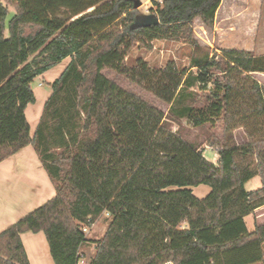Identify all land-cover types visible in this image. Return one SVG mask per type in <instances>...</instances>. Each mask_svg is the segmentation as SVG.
I'll return each instance as SVG.
<instances>
[{
	"label": "trees",
	"instance_id": "16d2710c",
	"mask_svg": "<svg viewBox=\"0 0 264 264\" xmlns=\"http://www.w3.org/2000/svg\"><path fill=\"white\" fill-rule=\"evenodd\" d=\"M220 3L153 1L159 22L134 27L140 12L131 0H0V161L31 144L55 188L0 231V264H28L25 231L44 233L54 264H76L86 241L82 227L105 212L110 220L88 264H264V223L249 231L243 219L264 205V137L217 141L215 164L168 125L180 116L196 125L208 119L192 114L181 97L214 65L223 77L225 131L236 119L264 117V86L245 85L250 73H264V55L222 48L220 65L219 53L194 38L193 20L212 28ZM154 39L192 47L186 69L173 62L156 69L143 60L132 69L131 79L165 101L166 113L101 72H122L137 42ZM67 57L31 135V82ZM211 106L215 115L221 109ZM255 176L261 185L246 190ZM200 184L210 188L203 198L191 189Z\"/></svg>",
	"mask_w": 264,
	"mask_h": 264
},
{
	"label": "rangeland",
	"instance_id": "374dc122",
	"mask_svg": "<svg viewBox=\"0 0 264 264\" xmlns=\"http://www.w3.org/2000/svg\"><path fill=\"white\" fill-rule=\"evenodd\" d=\"M141 1L142 4L138 8L140 13H154L151 11L152 3L145 2L146 0ZM193 34L200 45L219 53L216 61L220 65H223L222 48L245 49L254 55H264V0H221L215 12L213 27L208 28L202 24L199 18H195ZM191 53V45L183 40L154 39L137 42L124 58L122 72L107 66L103 67L101 72L106 77L114 79L122 88L132 91L166 113L169 109L167 103L155 96L149 86L131 79L132 69H135L139 60L145 61L148 66L156 69L164 68L169 62H173L178 70L186 69L190 63ZM67 62L68 59L59 61L31 82L35 101L27 105L25 113L32 133L38 123L43 104L50 94L49 84L59 76ZM190 69L194 75L198 73L196 67ZM203 77L204 81L198 78L193 79L181 98L183 104L192 107V114H199L202 111L208 119L202 124L196 125L193 119L180 116L176 121H169L168 125L171 130L176 131L200 149L208 160L217 164L219 156L214 143L217 141L230 145L245 143L249 139V134L258 138L264 137V117L252 115L245 119H236L225 131V106L222 99L223 89L220 87L223 81L221 68L214 65ZM253 80L264 86V73H250L245 79V85L250 86ZM212 103L221 104V109L216 115L215 108L211 106ZM181 106V104L177 105L173 110L176 111ZM226 107L237 111L235 103H229ZM260 185V179L257 176L247 185V188L256 189ZM204 187L209 186L205 184L193 186V191L196 195L200 194ZM256 215H258L259 221H264V208L248 216L250 218L247 220L250 225ZM109 220L110 215L105 212L92 226H85L86 241L80 250L86 263H89L93 257L96 244L103 236ZM250 225L249 228H251ZM182 226L184 223L180 227ZM40 235L44 251H46L50 263L53 264L46 238L42 232ZM33 246L32 243L27 245L29 250Z\"/></svg>",
	"mask_w": 264,
	"mask_h": 264
},
{
	"label": "crops",
	"instance_id": "0c3cea01",
	"mask_svg": "<svg viewBox=\"0 0 264 264\" xmlns=\"http://www.w3.org/2000/svg\"><path fill=\"white\" fill-rule=\"evenodd\" d=\"M150 3H152L153 7V1ZM13 12V8L10 7L8 17H10ZM64 59H68L69 61V57ZM33 133L30 128V134L32 135ZM255 177L245 182L244 187L246 190H254L247 188V185ZM191 189L192 193L198 198H203L210 191L209 187H204L201 193L196 195L193 191V187H191ZM54 195L55 188L50 181L36 150L31 144L6 157L0 161V231L7 228L17 219L49 200ZM262 208H264V205L256 208L252 213L243 217L249 231L253 230L255 223H264V221L258 220V215L254 217L255 219L252 220L251 225L247 220V218H250L248 216H251ZM249 225L251 228H249ZM40 233L41 231H25L20 234L28 264H51L49 257L42 246ZM28 243L34 245L30 250L27 247ZM80 253L83 255L81 250Z\"/></svg>",
	"mask_w": 264,
	"mask_h": 264
},
{
	"label": "water",
	"instance_id": "95a60500",
	"mask_svg": "<svg viewBox=\"0 0 264 264\" xmlns=\"http://www.w3.org/2000/svg\"><path fill=\"white\" fill-rule=\"evenodd\" d=\"M134 8H139L142 4L141 0H131ZM159 22L158 16L155 13H140L135 17L133 26L143 27L155 25Z\"/></svg>",
	"mask_w": 264,
	"mask_h": 264
},
{
	"label": "built area",
	"instance_id": "2783aa9c",
	"mask_svg": "<svg viewBox=\"0 0 264 264\" xmlns=\"http://www.w3.org/2000/svg\"><path fill=\"white\" fill-rule=\"evenodd\" d=\"M146 1H149V2H151V1L161 2L162 0H146ZM82 230L85 233L86 227L85 226L82 227ZM76 264H88V263H86L85 258L83 257V255L80 252H79V256H78V259H77V263Z\"/></svg>",
	"mask_w": 264,
	"mask_h": 264
}]
</instances>
